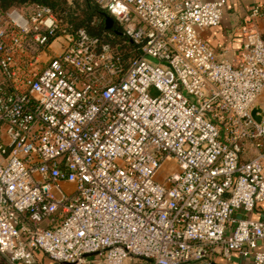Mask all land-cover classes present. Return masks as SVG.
<instances>
[{
    "label": "built area",
    "instance_id": "1",
    "mask_svg": "<svg viewBox=\"0 0 264 264\" xmlns=\"http://www.w3.org/2000/svg\"><path fill=\"white\" fill-rule=\"evenodd\" d=\"M91 1L137 56L47 5L0 9V253L213 264L219 248L264 264V221L250 217L264 203V101L251 114L264 5L228 60L202 35L228 0Z\"/></svg>",
    "mask_w": 264,
    "mask_h": 264
},
{
    "label": "crops",
    "instance_id": "2",
    "mask_svg": "<svg viewBox=\"0 0 264 264\" xmlns=\"http://www.w3.org/2000/svg\"><path fill=\"white\" fill-rule=\"evenodd\" d=\"M255 5H264V0H228L220 24L216 27L203 29V37L220 56L228 60H233L235 51L241 44L240 26ZM257 25L264 37V19H259ZM53 43L51 44V48L54 51ZM54 52H57V50ZM237 214L239 216L246 215L243 212H238ZM250 217L264 221V203H258L255 210L250 214ZM33 255L34 261L31 264H51L49 257L40 250H33ZM93 257L95 256H91V258ZM212 261L213 264H252L250 259L242 257L237 252H232L228 258L223 257L219 248L213 251ZM0 264L25 263L22 261L9 262L0 253ZM194 264L200 263L197 262Z\"/></svg>",
    "mask_w": 264,
    "mask_h": 264
},
{
    "label": "trees",
    "instance_id": "3",
    "mask_svg": "<svg viewBox=\"0 0 264 264\" xmlns=\"http://www.w3.org/2000/svg\"><path fill=\"white\" fill-rule=\"evenodd\" d=\"M90 2L96 4L95 2L91 0H84V6H83V14H81L80 18H76L75 21L70 22L74 25V27H83L86 29V31L92 35V36H101L102 32H113L117 35H115V38L113 41H107L112 46H114L121 55L127 59L128 57L137 56L138 53L133 49V45L128 41V39L123 35L121 28L116 29V25L112 29H104L103 23L94 24L92 22V19L94 17H100L101 13L103 14L104 11L108 13L107 10L103 9L104 11L98 10V8L94 5H91ZM62 3L65 5V0H0V9L6 10L11 7H16L19 9H22L28 5L32 4H40V5H47L49 6L54 14L61 19L62 17V11L63 7L61 6ZM61 4V5H60ZM97 5V4H96ZM109 14V13H108ZM118 26V25H117ZM118 32V33H117ZM103 39V38H102ZM104 40V39H103ZM131 53V54H130Z\"/></svg>",
    "mask_w": 264,
    "mask_h": 264
},
{
    "label": "rangeland",
    "instance_id": "4",
    "mask_svg": "<svg viewBox=\"0 0 264 264\" xmlns=\"http://www.w3.org/2000/svg\"><path fill=\"white\" fill-rule=\"evenodd\" d=\"M65 3H66L65 5L63 3H62V5L60 4L63 7V11L61 14L62 15L61 20L63 23H65L67 25H71L74 27V25L70 22V20L75 21L76 18L79 19L81 14H83L82 11H83V6H84V0H65ZM90 4L96 6L98 8V10L104 11L103 9L100 8L99 5H96L92 2H90ZM104 13H106V12L104 11ZM104 13L103 14L101 13L100 17H94L92 19V22L94 24L95 23L96 24L103 23L104 29H106L105 28V22H104ZM106 14H108V13H106ZM114 25H116V29L120 28L119 25L115 21H114ZM114 25H113V27H114ZM107 30H109V29H107ZM101 34H102V37L101 36L100 37L103 38L104 40H107V41H113L115 38V35H117L113 32H104V31ZM60 47H61V40H56L55 43H53V49H55L54 51L57 50V52H59ZM263 101H264V93L258 98L257 104L261 105V103Z\"/></svg>",
    "mask_w": 264,
    "mask_h": 264
},
{
    "label": "water",
    "instance_id": "5",
    "mask_svg": "<svg viewBox=\"0 0 264 264\" xmlns=\"http://www.w3.org/2000/svg\"><path fill=\"white\" fill-rule=\"evenodd\" d=\"M104 22H105V28L106 29H111L114 25V19L106 13H104ZM251 114H252V116L256 122H260V120H261V107L259 104L256 103L253 106Z\"/></svg>",
    "mask_w": 264,
    "mask_h": 264
}]
</instances>
